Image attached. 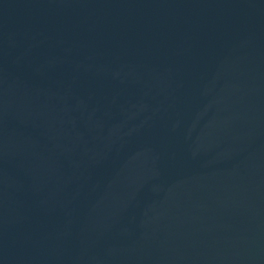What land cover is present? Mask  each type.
Returning <instances> with one entry per match:
<instances>
[{"label":"water","instance_id":"water-1","mask_svg":"<svg viewBox=\"0 0 264 264\" xmlns=\"http://www.w3.org/2000/svg\"><path fill=\"white\" fill-rule=\"evenodd\" d=\"M0 264H264V0H0Z\"/></svg>","mask_w":264,"mask_h":264}]
</instances>
